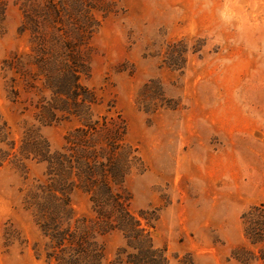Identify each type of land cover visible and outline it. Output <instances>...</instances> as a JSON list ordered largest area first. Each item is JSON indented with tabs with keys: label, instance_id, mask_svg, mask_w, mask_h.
<instances>
[{
	"label": "rangeland",
	"instance_id": "374dc122",
	"mask_svg": "<svg viewBox=\"0 0 264 264\" xmlns=\"http://www.w3.org/2000/svg\"><path fill=\"white\" fill-rule=\"evenodd\" d=\"M22 1L6 0L0 35V156L17 153L30 127L58 150L73 126H43L35 100L14 98L6 83L3 60L27 50ZM116 1L91 40L83 84L94 114L120 116L138 150L142 164L126 181L132 210L155 212L152 238L168 264L186 253L198 264H240L232 252L244 241L241 216L264 203V0ZM23 163L0 164V264H46L24 204L45 165ZM72 201L77 216L89 212L86 193ZM7 230L20 241L7 244ZM103 242L104 264H113L124 238Z\"/></svg>",
	"mask_w": 264,
	"mask_h": 264
},
{
	"label": "trees",
	"instance_id": "16d2710c",
	"mask_svg": "<svg viewBox=\"0 0 264 264\" xmlns=\"http://www.w3.org/2000/svg\"><path fill=\"white\" fill-rule=\"evenodd\" d=\"M118 6L116 0H23L19 33L28 37L27 50L2 62L12 95L35 100L31 106L39 123L73 124L58 150L30 127L17 153L0 156V164L9 157L21 170L24 160L45 165L24 204L45 241L46 264H104L103 238L112 232L125 241L113 264L169 263L166 250L153 242L155 212L136 214L131 207L126 181L142 162L127 140L126 125L120 116L95 115L96 96L83 84L90 72L91 40ZM7 8L6 0H0V35ZM77 191L89 196V212L82 216L73 206ZM241 219L244 241L233 258L240 264H264V203ZM5 239L10 245L20 241V234L7 230ZM177 264L198 263L186 253Z\"/></svg>",
	"mask_w": 264,
	"mask_h": 264
}]
</instances>
